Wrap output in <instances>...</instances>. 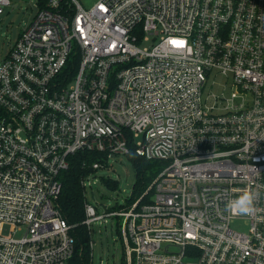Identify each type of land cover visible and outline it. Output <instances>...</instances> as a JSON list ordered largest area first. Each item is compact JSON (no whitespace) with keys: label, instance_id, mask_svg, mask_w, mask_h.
<instances>
[{"label":"built area","instance_id":"built-area-1","mask_svg":"<svg viewBox=\"0 0 264 264\" xmlns=\"http://www.w3.org/2000/svg\"><path fill=\"white\" fill-rule=\"evenodd\" d=\"M36 6L0 62V264L78 252L58 200L79 152L105 155L81 181L83 224L117 218L124 264H264V0ZM132 146L163 168L99 214L86 190ZM245 189L253 211L226 210Z\"/></svg>","mask_w":264,"mask_h":264},{"label":"rangeland","instance_id":"rangeland-1","mask_svg":"<svg viewBox=\"0 0 264 264\" xmlns=\"http://www.w3.org/2000/svg\"><path fill=\"white\" fill-rule=\"evenodd\" d=\"M85 8L92 7L98 0H79ZM12 5L5 7L0 13V62L10 52L11 47L18 40L22 31L33 21L38 8L36 0H11ZM154 44L153 40L146 46ZM100 179L91 188L86 190L87 200L98 207L99 214L104 211L117 210L132 196L136 183L134 163L127 155H117L109 160V165L102 168L97 174ZM101 177L119 181V189L114 190ZM108 222H94L91 226L93 244V264H124V246L118 232V219L108 218ZM235 230L246 231L239 225H233Z\"/></svg>","mask_w":264,"mask_h":264},{"label":"trees","instance_id":"trees-1","mask_svg":"<svg viewBox=\"0 0 264 264\" xmlns=\"http://www.w3.org/2000/svg\"><path fill=\"white\" fill-rule=\"evenodd\" d=\"M80 62V55L75 56V65ZM131 152L127 155L134 163L136 171V183L133 194L127 199V205H131L137 200L145 190L152 184L153 180L162 170L163 166L159 161L148 160L138 155L132 146ZM105 155L98 152H79L71 158V166L62 176V193L58 200V205L63 217L70 225H73L72 234L76 239L78 252L72 257L69 264H90L91 240L87 227L83 224L85 214V190L81 181L83 177L91 172L92 165L97 161H102ZM101 179L114 190L119 189V181L111 177ZM147 202V199L144 200Z\"/></svg>","mask_w":264,"mask_h":264},{"label":"clouds","instance_id":"clouds-1","mask_svg":"<svg viewBox=\"0 0 264 264\" xmlns=\"http://www.w3.org/2000/svg\"><path fill=\"white\" fill-rule=\"evenodd\" d=\"M254 194L245 189L242 193L234 200H230L226 205V210L232 211L239 215H249L254 208Z\"/></svg>","mask_w":264,"mask_h":264}]
</instances>
